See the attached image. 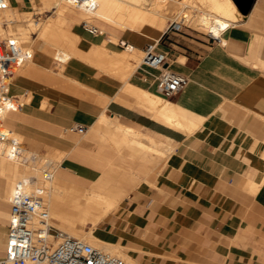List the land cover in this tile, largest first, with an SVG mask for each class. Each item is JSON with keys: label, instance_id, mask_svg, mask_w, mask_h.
Instances as JSON below:
<instances>
[{"label": "crops", "instance_id": "obj_1", "mask_svg": "<svg viewBox=\"0 0 264 264\" xmlns=\"http://www.w3.org/2000/svg\"><path fill=\"white\" fill-rule=\"evenodd\" d=\"M15 1L19 5L13 8L20 10L22 0ZM70 16L63 27L76 17L85 22ZM241 16L221 34V43L184 31L153 36L168 69L188 78L172 102L145 81L146 73L155 71L138 67L125 80L100 72L95 66L112 69L105 54L123 52L120 44L103 47L120 33L96 26L93 32L88 25L77 34L64 31L73 38V57L64 65L40 41L39 49L54 59L35 52L32 66L9 87L8 96L20 108L5 115L3 128L24 138L37 134L55 145L46 148L62 154L55 169L62 183L124 205L120 215L104 219L96 234L107 245L128 249L132 259L264 264V0H254ZM126 34L120 43L143 53L148 40L131 43ZM126 85L162 98L167 116L194 128L168 124L156 110L125 94ZM78 128L95 142L93 150L81 146ZM128 130L137 137H129ZM149 139L169 149H156ZM18 172L17 165H4L0 158V259L8 234V223L1 221L8 215V189Z\"/></svg>", "mask_w": 264, "mask_h": 264}, {"label": "bare ground", "instance_id": "obj_2", "mask_svg": "<svg viewBox=\"0 0 264 264\" xmlns=\"http://www.w3.org/2000/svg\"><path fill=\"white\" fill-rule=\"evenodd\" d=\"M6 4L7 8L5 10H8L9 0H6ZM44 6L45 8L53 9L56 12L71 11L78 14L84 19L85 22L83 23L88 25L87 27L89 28L93 27L94 22L101 23L106 27H111L121 33H129V35L132 36L133 41H137L140 38H146L151 40L152 44L157 43L158 38L143 32L142 29L145 27H149L156 32L162 33L173 24L188 25L195 31L220 38L221 34L227 28L236 24L242 17L232 0H53V2L48 4L44 3ZM196 12L198 15H195L197 14ZM63 20L64 18H60L59 26L54 24L49 25L46 29V33L59 32V28L63 25ZM101 31L105 33L107 32L103 28ZM22 32L16 30V26H8L7 20H0V35L4 36L6 33H11L14 37L9 39L22 44L21 39L26 42L30 39V36L26 32ZM64 34L67 37V42L70 41L68 43L69 45L66 46L67 42L64 41L63 45H66L59 46L55 51V58L62 65L67 63L73 57L71 51L73 38L65 32ZM22 35L24 36L21 37ZM57 35L54 34V37H57ZM51 37L54 40L53 36ZM111 38L117 40L115 36H112ZM26 52L29 53L31 57L33 56L31 48L26 49ZM107 55H111L110 57L114 59L115 64L124 65L126 70L118 72L122 77L121 79L125 80L128 78L127 70L132 68L131 61L135 60L133 59L135 54L132 56H130L131 54ZM31 60L32 58L26 60L20 65V68ZM20 68H18L17 71ZM13 79L14 78L6 82L8 84V93ZM123 92L132 96V98H135L138 103L156 110L158 116L163 118L168 124L187 131H192L194 128V125L184 123L177 116H167L166 108L168 103L162 98L129 85H126ZM11 107L15 109L20 108L15 101L12 102ZM102 120L108 122V119L105 116L102 117ZM116 127L118 130L123 129L119 123H117ZM1 131L7 135V138L5 141L0 142V158L4 165L11 163L17 165L19 168L18 178L10 184L8 189L7 200L9 205L18 192L28 195H38L43 199L44 204H49L45 206L50 217L53 219L52 226L56 230L70 234L69 236L79 238L93 247L97 246L94 245L95 243H98L106 248L105 250L109 248L118 249L116 246H111L110 244L109 246L105 243H101L100 240H94L92 230L100 221L108 218L110 214L115 213L118 210L119 205H116L106 197L92 193L89 190L64 184L55 174L52 175V172L46 171L47 169L43 170L42 173V180H47V182L44 183L40 181L38 178V173L40 171L38 165L40 160H46L45 164L50 166L55 162L60 163L62 154L46 147H44V149L46 148L47 152L41 154L39 151V147H41L40 144L9 132L8 130H5L3 126ZM127 133L129 137H137V132L135 133L128 130ZM149 142L152 143V146L156 149H169V146L167 147V145L159 142L156 143L153 139H149ZM28 156L32 157L30 163L26 158ZM34 157L36 158L34 159ZM75 193H77V195H75ZM43 196H45L46 199H44ZM89 225L92 226L91 230L85 232L86 230L84 229Z\"/></svg>", "mask_w": 264, "mask_h": 264}, {"label": "built area", "instance_id": "obj_3", "mask_svg": "<svg viewBox=\"0 0 264 264\" xmlns=\"http://www.w3.org/2000/svg\"><path fill=\"white\" fill-rule=\"evenodd\" d=\"M6 8V0H0V10ZM180 30L181 25L173 24L165 33ZM208 37L221 43L217 37ZM122 45L125 50L130 46L126 43ZM157 45L158 42L145 46L139 67L157 72H147L145 81L152 83L157 94L172 99L187 86L188 78L168 69L166 55L157 51ZM31 58L24 44L12 39L0 40V142L7 138L1 131L4 116L16 110L11 107L15 100L8 96L6 82L14 77L22 63ZM77 131L84 133L85 130L78 128ZM52 222L40 196L18 192L10 203L5 256L0 259V264H127L120 257L106 254L78 238L56 230Z\"/></svg>", "mask_w": 264, "mask_h": 264}, {"label": "rangeland", "instance_id": "obj_4", "mask_svg": "<svg viewBox=\"0 0 264 264\" xmlns=\"http://www.w3.org/2000/svg\"><path fill=\"white\" fill-rule=\"evenodd\" d=\"M10 1H11V5H10L9 9L6 10V11H1L0 12V17H1L0 20H3V21L4 20H7L8 26H10V27L16 26V30H18V31L20 30L21 32L23 31L24 33L26 32L30 36V39L28 40V42L24 41L23 39H21V42H22V44L25 45L26 49L31 48V49L34 50L33 55H34L35 52H37V53L43 54V55H45V56H47V57H49V58H51L53 60L54 58L52 57V55L50 53H47V52H51V53L55 54V51H56V49L59 46L60 47L61 46H65L66 44H67L66 46L69 45L68 43L70 41L67 42L68 40H66L67 37L64 34V31L65 30L68 31V32H71L72 31L73 33L77 34V32L80 31L81 27L84 25L83 22H82V20L80 18H77L76 17L74 22H70L69 21V23H67V25H65L63 27L64 21H65V18L64 17L65 16H67L68 18L71 17L70 14L73 13V12H71V11H64V12L63 11H59V12H56L53 9H47V8H45L44 3L48 4L50 2H53V0H34V1L32 0L33 4H31L30 0H22V2L20 3V6H21V9L20 10H15L13 8V7H16V6L19 5L15 0H10ZM237 11L239 12L238 9H237ZM73 14H75V13H73ZM76 15H78V14H76ZM195 15H198V13L195 14ZM60 18H64V20H63V25L59 28V32L56 31V32H53V33L52 32L46 33V29H47V27L49 25L54 24L56 26H59V20H60ZM241 19H242V17H241ZM79 21H80V23H79ZM95 23L96 22H94L93 27L96 26L99 31L102 28L105 31L109 30V28H110L112 31L117 32V33H120V34H118L119 39H117V40L111 39L112 42L111 41L109 42L107 36L105 35V37L107 38V40L104 42V45H103V47L105 49L108 48L109 45H117V44H120L121 45V49L123 51L120 54H126V55L127 54L128 55L131 54L130 56H132V55L135 54V57L133 58L135 60H132L131 61L132 62L131 63V67L132 68L130 70H127V74H128V76L130 74V76H129V78H130L131 75L140 66L144 54L142 52H138L139 49L135 48L133 44H128L130 46L127 48V50H125V47L122 45V44H124V42L122 44L120 43V35L121 34H124V33H121V32H119V31H117V30H115V29H113L111 27H108V26H107V28L106 27H102L98 23H96V24ZM238 23H236V24H238ZM142 31H145V32H147L148 34H150L152 36H156L157 35V32L155 30H152L149 27H145L144 29H142ZM180 31L190 32V33H193V34H196V35L197 34H204V33L195 31L193 28H191L188 25H181V30ZM54 34L55 35L58 34L57 37L59 38V40H58L57 37H54ZM50 35L53 36L54 40L52 39V37ZM158 35H161V34H158ZM205 35H207V34H205ZM23 36L24 35H22L21 37H23ZM126 36L130 39L131 43L132 42H135V41L131 40L129 34H126ZM13 37L14 36H12L11 33H6L4 36L0 35V40L5 41V40H7L9 38H13ZM55 40H56V43H55ZM146 40H148V42H149L148 44H150V43L152 44L151 40H149V39H146ZM40 41H42L43 43H45L47 45V49H46L47 52L41 51L39 49V47H40ZM59 41L61 42L62 45L60 44ZM64 41L67 42V43L63 45V42ZM77 42H78V39L76 38L75 45L77 44ZM77 46H78V44H77ZM102 56H103V54L101 55V57ZM107 58H108L107 61L110 63V66L112 67L111 71H108L109 69L107 71H103V70L99 69L97 66H95V65L94 66L100 72H102V73H107L109 75H113L114 77H116L118 79L122 78L121 75L118 72L119 71L126 70L125 67H124V65H120V64L117 65V64H115L114 59L112 57H110L109 55H107ZM28 63L24 64L16 72V74L14 75L13 78L18 77L20 74H22L24 72L23 70H26L29 66H32V60L30 62H28ZM100 66H101V68L103 67L102 65H100ZM104 68L105 67H103L102 69H104ZM134 69H135V71H134ZM260 69L264 70V66L261 65L260 66ZM56 72H58L59 75L61 74V71H59V70L56 71ZM163 98L165 100H168V101H171L172 102V99H166L165 97H163ZM84 134H85V131H84V133H82L81 135H79L80 138H82L81 146L84 147L86 150H93L95 148V145H96L95 142L89 141V140L85 139ZM26 138L27 139H31V140H33V141H35V142H37V143H39L41 145V147H39V151H40L41 154H45L47 152L46 151L47 149L46 148L44 149V147H50V148H53V149H57L55 147V145H53V144H50V143H47L46 144L45 141H43L39 137V135H37V134H29V135L26 136ZM150 151L152 153L158 154L159 157H163L162 154H159L158 152H156L154 150H150ZM26 158L28 159V162L30 163V161L32 160V157L28 156ZM35 158L36 157H34V159ZM263 158H264V153H263ZM45 161L46 160H40L39 165H38L40 167V171L38 173V178H39L40 181H42L44 183L47 182V180L46 181H43L42 180L43 170H46L47 169L46 171L52 172V175H54L55 174V169L60 165L59 162H55L54 164H52L50 166H47L48 164H45ZM67 172H69V171H67ZM262 183L264 184V173H263V181H262ZM102 193L104 195L105 194L108 195L109 194V191L107 189L106 190L103 189ZM75 195H77V193H75ZM43 198L46 199L45 196H43ZM45 205H49V204L45 203ZM61 205H66V204H61ZM123 207H124V205L121 204L120 207H119V209L115 213L111 214L110 217H115V216L120 215V213L122 212ZM9 209L10 208L8 206V208H7V210H8V213L7 214L8 215H6L2 219V221H1V223H3L4 225H7V223H8ZM107 220H102V222L100 221L96 225V227L94 228L95 230L94 229L92 230V236H93L94 240H97V241L100 240L98 238L97 234H96V231L98 230L100 232V229H102L104 227V223ZM91 228H92V226L89 225L84 230H86L85 232H89L91 230ZM62 233L66 234L68 236L70 235V234H67L65 232H62ZM100 242L103 243L101 240H100ZM94 245H97V246H94V247H96L97 249L102 250L103 252H105V253H107L109 255H112V256H116L117 255V257H120L121 259H123L127 264H151V263H149L150 262L149 261L150 259H145L144 260V259H141V258H138V259H132V258H130L128 256L129 250L128 249H125L123 247L121 248L120 245H119V248L118 249H111V248H109L107 250H105L106 248H104L102 245H100L98 243H95ZM132 253H134V252H132Z\"/></svg>", "mask_w": 264, "mask_h": 264}, {"label": "water", "instance_id": "obj_5", "mask_svg": "<svg viewBox=\"0 0 264 264\" xmlns=\"http://www.w3.org/2000/svg\"><path fill=\"white\" fill-rule=\"evenodd\" d=\"M242 15H247L253 5L254 0H232Z\"/></svg>", "mask_w": 264, "mask_h": 264}]
</instances>
